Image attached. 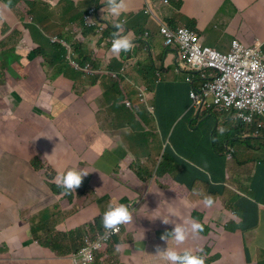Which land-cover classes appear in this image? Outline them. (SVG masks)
<instances>
[{
  "label": "crops",
  "instance_id": "0c3cea01",
  "mask_svg": "<svg viewBox=\"0 0 264 264\" xmlns=\"http://www.w3.org/2000/svg\"><path fill=\"white\" fill-rule=\"evenodd\" d=\"M19 1L0 0L6 19H13L7 24L0 11V65L6 61L3 57L7 52L16 50L19 56L16 60L10 58L9 65L17 68L18 62L33 72L19 73L13 90L8 88L6 92L18 95V104L3 108L7 146L2 148L4 151L0 148V174L8 177L12 189L25 190L34 185L49 195L56 191L60 198L47 200L40 192L28 206L15 204L6 192L0 191V264H70L55 260L75 247L76 237H65L72 230H80L75 234L83 238L106 208L118 203H133L130 209L134 217L127 228L132 244L116 258L120 264H159L153 250L164 247L167 241L162 235L170 232L174 224L187 227L194 218L199 219L201 213H195L198 207H204L206 212L202 211L205 233L197 234V238L215 243V257L219 258L215 264H264V253L256 251H264V166L258 165L248 181L226 174L222 137L229 127H234L224 118L229 113L219 112L223 117L212 113L218 121L214 134L217 151L213 153L208 140L214 118L209 110L201 108L198 117H209L198 122L189 97L191 87L202 83L205 70L189 67L175 46H164L158 32L159 24L192 28L202 44L220 51H227L232 39L245 45L257 41L264 50V0L154 1L151 11L156 21L153 14L142 12L146 0H123L124 10L119 17H113L124 24L130 20L133 27L127 36L140 38L147 33L151 43L136 44L132 51L119 54L108 50L103 41L97 42L99 36L88 37L80 32L81 12L93 4L92 0H22L32 4L31 8L11 16L8 8ZM104 2L98 0L99 4ZM34 31L39 33V42L32 37ZM51 31L85 42L83 46L89 53L102 51L101 59L95 61L99 68L92 69L96 72L72 76L65 66L53 82L58 61L42 70L39 57L29 58ZM109 65L113 67L111 72L118 73V79L100 71ZM121 66L124 70H120ZM33 73L32 81L26 79ZM140 91L145 93L147 104L155 106L157 117L139 102ZM12 100L17 103L15 96ZM174 108L178 109L170 111ZM188 112L192 122L187 128L180 125L173 129L179 118L174 114L183 116ZM16 123L17 128L12 131ZM232 131L229 130L233 133L230 140L244 133ZM33 134L32 142L49 150L41 152L30 145L27 138ZM244 136L248 137L247 147L259 146L264 153V136H257L255 146L249 140L250 134ZM26 147L35 148L28 152L34 158L37 153L48 156L37 174L32 171L33 165L20 158ZM168 151L177 159L173 160L176 168L169 174V184L163 182L161 189L154 179ZM236 160L246 159H233L235 171H244V164ZM132 163L150 174L148 182H140L131 173L128 166ZM46 168L52 172L53 180ZM71 168L87 172L82 178L88 181L85 189H75L68 196L72 199L69 201L57 188L55 177L58 171ZM119 172L118 184L114 176ZM197 180L203 182H199V189L206 185L203 195L211 197V205H205L207 197L202 198L198 188L192 189ZM66 202L70 206L64 205ZM11 207L15 208L13 220L8 217ZM25 209L29 210L30 219L23 218ZM239 220L241 230L235 228ZM171 241L169 237V247ZM188 243L194 248L197 240L179 244L178 251L187 248Z\"/></svg>",
  "mask_w": 264,
  "mask_h": 264
},
{
  "label": "clouds",
  "instance_id": "9594fccd",
  "mask_svg": "<svg viewBox=\"0 0 264 264\" xmlns=\"http://www.w3.org/2000/svg\"><path fill=\"white\" fill-rule=\"evenodd\" d=\"M154 1L158 2V1H163V0H153L152 2H150L149 0H146L144 9L142 10L144 14L146 15L148 13H150V15L153 14L151 11V8L155 6ZM90 2L93 4L81 12V18L79 21L80 32L86 34L88 37L99 36L97 42L103 41L105 45L108 46V50L110 48L113 54H119L121 52L126 53L128 51H132L134 46L139 43H143L146 46H148L149 43H151L150 40L148 39L149 37L147 33H144L143 35H141L140 38H134L132 36L130 37L127 36V34H130L129 30H131L133 27L130 24V20L126 24H124L123 20L117 21V19L113 17V16L119 17L121 12L124 10L125 5L123 3V0H105L104 3H100V4L98 3V0H92ZM153 16H154L153 19L156 21V17L154 14ZM129 18H131V16ZM162 27H167L168 29L172 31H176L178 29H188L196 35V39L201 46H206L200 42V39L197 33L193 29L186 28V27L171 28L165 24H159L158 32H159V35L163 39L164 46H175L177 48L176 52L178 56L182 55L179 44L176 43L175 41L170 44H166L165 38L163 37L161 33ZM54 34L55 33L51 31L50 34L47 35L46 39L49 41L51 46L59 45V46L64 47L65 60L61 61L59 60V57H57L56 59H53V56H52L51 62H50L51 65L52 63H55L56 61H58V64L55 67L53 76L61 74L63 72V69L66 66V63H69L75 70H77V72H80V74H78L79 76L81 75L82 72L84 73H88V72L95 73L96 72L92 69L99 68V66L95 67V61L96 59H101L102 51H98V52L92 51L91 53H89L83 46L85 42L77 41L74 39L73 36L71 35L67 36L63 33L55 34V40H52L51 38H52V35ZM82 38H85V37L82 36ZM233 41H238V40L232 39L229 49L225 52L217 50L210 46H207V47L213 49L214 51L218 53L227 54L231 50V45ZM238 42L241 43L240 41ZM241 44L244 46H257L260 49L261 53L264 54V50L262 46L257 41H255L254 43L250 45H245L243 43ZM75 45H78L81 47L80 53H82V55L78 56L77 54H75L74 49H73V46ZM53 48L54 50L56 49L55 46H53ZM57 49H58V52L61 51L60 48L57 47ZM18 56L19 54L16 52V50L14 52H7L5 56L3 57V58H6V61L2 60V63L0 65V77L6 76L8 78V81L6 82V86H8V88H10L11 91L13 90L11 89V87L13 88L14 84L16 83L13 82L14 77H8L7 73L9 69H11V67L13 68L14 71H16L21 65L19 66L18 62H16L17 68H15L13 65H9V61H10V58L11 59L13 58L14 60H16ZM36 56H37L36 51L34 50L31 52V55L29 58L33 59ZM83 56L89 57V59L84 60ZM183 58L185 59V62L189 67L194 68V69L201 68L205 70L204 72L205 75H204L202 83L199 86L191 87L189 91V97L191 100L190 105L193 107L192 114L194 117L199 118L198 116H199L200 109L203 108L205 110H209L211 112L209 115L214 118V125L211 130V140L210 139L208 140V144L211 146L213 153H216L217 151L214 149L215 148L214 134H215V127L218 121H217V118L212 113H217L220 116L222 115L219 112L229 113V115L225 116L224 118L227 121H229L231 125L234 126V127L228 128L227 130L228 132L222 137V140L224 141L221 140L222 144L224 145V149H223L224 155L222 156H225L224 158L225 159L224 169H225L226 162L231 161L232 163H234L233 162V159H234L233 152H236V150L234 148L233 143L235 141H238V140L247 141L248 137L244 136L245 134H250V137L254 135L252 138L249 137V140L254 139V138L259 139L257 136H260V137L264 136V122L263 123L261 122V119H264V112L252 111L250 109H245V108L241 109V108H238L235 104L227 106L228 104H226L225 98L221 99L219 103H215L211 95L204 94L203 88L206 83L212 82L219 75L218 70L212 67L204 68V67L190 65L187 63L186 58L184 56ZM80 59H82V62H79ZM112 68L113 67L109 65L107 70L105 68H101L100 71L109 73V75L113 79H118V73L116 71L111 72L110 69ZM120 70H124V67L121 66ZM71 73H72V76H74L73 74H76L73 72ZM14 96L17 99V103H13L12 99ZM17 96L18 95H15V94L13 95L9 93L5 96L4 102L12 106H15L18 104ZM137 96H138L139 102L144 104L145 107L148 109V111L150 113H153V116L157 117L155 114V106H151L147 104L146 99H145V93L140 91V93ZM126 105H128V102H126ZM192 114L190 115V112H188L184 114L183 116H179V114L175 113L174 115H177L179 118H178L177 123L173 126V129H176L180 125H184L187 128V124L192 122V119H190L192 117ZM207 117L209 116H200V118L198 119V122L204 121ZM251 124H254L252 133H248L244 131V133L240 135L239 137L237 136L233 138L232 140H230V138L233 136V133H229V130L231 129L233 131L234 130L236 131L245 130L244 129L245 126L251 125ZM217 129H220V128L218 127ZM221 131H223V129H221ZM223 153L221 152V154ZM237 162L240 164H245L247 160H244L242 162L240 161H237ZM256 163L257 165L264 166L263 159L258 158ZM40 169H42V167H40ZM255 171L256 169H249L245 171H237L233 174L227 172L226 174L229 176H233L234 174H236L237 176H242V178L246 181V178L248 176L251 177L255 174ZM86 174L87 172L83 170H77L75 168H71L66 171L61 170V171H58L55 177V184L57 188L63 193V195H66L68 197L71 193H73L75 188L80 185L82 177ZM1 177H3L4 180L8 178L3 175H0V178ZM51 179L53 180V178ZM197 181L199 182V180ZM197 181L195 182V188L199 189L200 186H196ZM4 190L6 191V189ZM13 191H14L13 195H18V190L16 188H14ZM12 197H11V201H14L15 204L24 203L21 197H18L17 199H14V200L12 199ZM204 203L205 205H211L212 204L211 197L205 198ZM132 206H133V203H132ZM131 211L132 210L128 208V206L122 203L109 205L102 214L103 229L101 233L99 235L97 234L89 242L84 243L83 241V244L81 247L77 248L75 246L72 249V251H70L69 253H66L63 256L56 258L55 260L64 261V262L68 261L70 264H83L82 259L79 256L81 250L97 242L100 238H102L105 235L107 230L116 229V231L112 233L111 235H109V237L106 240H102L100 242V246L96 250H94L92 253V260L86 264H92L96 260L97 255L102 251L103 247L109 243H112V247H111V252L113 253L112 262L114 264H120L118 263L116 258L128 250L127 247L129 246V244H127V241H131V240H128L127 238L128 230H126L128 228L129 221L132 219L131 216L133 215V213ZM162 220L164 222H168V220H164V219ZM235 228L237 230H241L240 220L237 221V226ZM123 230L125 231V234L123 233ZM189 230L191 231L193 235H195L196 233L203 235L205 233V226L202 227L201 224L196 221H192L187 227L184 225L174 224L172 230L168 232L167 234L162 235L161 237L162 239H166L167 242L165 243H167V247L164 248L163 250L157 251L159 253L157 254L158 259L167 261V264H204V262L209 263L208 261H210V263L211 262L216 263V261L219 260V258L216 259L215 257L217 253V248H216L215 243L211 240L200 239L201 242L200 243L197 242L196 245H194V248H190L191 243H188V248H184L182 251H177L175 248L168 246L169 237L172 239L171 245L174 244L173 241L176 243H181L185 240ZM88 234L90 236H93L91 233H88ZM83 238L86 240L87 239L86 235ZM202 244H206L207 246L203 249V252L205 254L210 253L209 249H211V251L216 250V252L212 256L208 257L206 261H204V258H203L204 254H199L202 251V249L199 248ZM243 252L246 256L245 247H243ZM260 253L262 254L264 253L263 249H261ZM213 258H215L214 261H212ZM48 261H52V260H48ZM121 264H126V263H121Z\"/></svg>",
  "mask_w": 264,
  "mask_h": 264
},
{
  "label": "rangeland",
  "instance_id": "374dc122",
  "mask_svg": "<svg viewBox=\"0 0 264 264\" xmlns=\"http://www.w3.org/2000/svg\"><path fill=\"white\" fill-rule=\"evenodd\" d=\"M149 1L152 2L153 0H149ZM31 6H32V4H30V5L28 3L27 4H24V1L20 0L19 2H14L13 4H11L10 8H8V9L10 10V15L12 16V14H16L18 12H21V13L28 12V10L31 8ZM0 11L2 12V14L4 16V19L7 21V24H10V22H12L13 19H6V15L2 11V5L1 4H0ZM47 23H48V21L46 22V24ZM34 35L35 36H32V37L36 41H38V35H39V33L37 31H34ZM51 39L52 40H55V34L52 35V38ZM35 51H36L37 57L40 58V66H41V69L42 70H45V69L48 70V68H50V66H51V64L49 63V58L51 59L52 56H53V53H54L53 46H51V44L49 43V41L47 39H45L44 41L42 40L41 43L38 44V46L35 47ZM66 66L69 68V70H71V72L76 73V74H74V76L80 74V72L74 71L72 69V67L70 66V64L66 63ZM29 71H32L29 66L28 67H22V66H20L16 71H14L13 68L11 67V69H9L7 75H8V77H14L13 78V82L16 83L17 82V77L16 76H18L17 74L23 73V72H29ZM25 77H26V79L32 81V77H34V73H33V75L31 74L30 76H25ZM52 79H53V82H56L59 79V76L55 75V76L52 77ZM7 81H8V78L6 76L0 77V148H1V150H3L2 148L5 149L6 146H7L6 145V140H5V136H6V123L3 122V116L5 117L3 108L5 106L8 107L7 103L4 102L5 101L6 92L8 90V86H6V82ZM177 109L178 108L170 109V111H175ZM253 126H254V124L245 126V128H244L245 130L244 131H246L248 133H252L253 132ZM8 127H10V124H8L7 128ZM15 128H17V123L14 124L11 127V130L13 131ZM9 132H11V131H9ZM17 133L19 135H22L20 133V130H18ZM33 136H34V134L30 138H27V140L30 142V145H32V146L35 145L36 146V150H40L41 152H45V151L49 150V148H47V147L38 146V144H37L36 141L32 142ZM251 142H252V145H254V146L257 145V139H251ZM246 144L247 143H246L245 140L244 141H239L238 140V141H235L233 143L234 148L236 150V152H233L234 158H236V159L245 158L247 160V162L244 164V169L245 170L256 169V168L259 169L256 161H257L258 158L264 160V153L263 152H260L261 150L259 149V146L257 148H253V147H249V146L247 147ZM22 145L24 146V143ZM238 149L240 151H237ZM34 150H35V148H33V147H26V148H24V151L26 153L25 154H22V156H20V158L21 159H24L27 162H29L30 165H33L32 166V171L33 172H35V171L38 172V170L40 169V167H42L41 162L47 161L48 160V156H46V155H44L42 153H37V158H34V157L30 156V154H28V152L34 151ZM155 151L156 150L154 149L153 156H156ZM166 154H168V155H166ZM166 154L163 156L161 163L158 165L159 172H158L157 176L154 179L155 183L158 184L161 187V189L164 187L163 182H166L167 184H169V182L166 181V178L171 173L172 167H175V163L173 162V160H177L171 153H169V151ZM222 157L225 158V156H222ZM218 159L220 160L221 158L219 157ZM34 164H38L39 167L38 168H35L34 167ZM64 166L65 165L63 163L62 168ZM128 167H129L131 173L140 182H142V183L148 182L147 174L143 171V169L142 170L140 169V166L137 163H132ZM225 167H226L225 168V172L226 173L229 172V173L233 174V173L236 172L235 171V167H234V163H232L231 161L226 162ZM46 169H47V173H48L47 175L52 178L53 177L52 172L50 171V169H48V168H46ZM120 174L121 173L119 172L118 175L116 174L114 176V181H116L118 184H119V179H121V176H119ZM251 177L248 176L246 178V181L250 180ZM3 179L4 178L1 177L0 178V182ZM87 181H88L87 178L86 179H83L82 178L80 185L78 187H76L75 189H78V190L79 189H85L84 187H85V184L87 183ZM98 186H99V184H98ZM196 186H200L198 181L196 183ZM0 191L6 192L8 194L9 200H11V197H12V195L14 193V191H13V189L11 187L8 188V189H6V191L4 189H0ZM32 191L33 192L36 191V188H35L34 185L32 186ZM52 192H53V194L50 195L47 200H52L54 198H59V196H58V194H57L56 191H52ZM86 195L89 196L90 193L88 192V194H86ZM14 198H15V195H13L12 199L14 200ZM49 205H51V203ZM125 205L128 206V208H130L132 206V203H131V205H129V204H125ZM202 211L206 212V210H205L204 207L195 208V213H201V214H200L199 219L194 218L193 221L199 222L201 224V226L203 227L204 226L203 225L204 220H203ZM22 214L24 216L23 218H26L28 216V219H30V212H29L28 209H25L22 212ZM40 216L43 218L44 217V214L42 213V214H40ZM131 217H132V219L129 221V225L133 222V219H134L133 215ZM123 233L125 234V231L124 230H123ZM128 234L129 233H127V235ZM189 239H190V241L197 240L198 243L201 242L200 239L197 238V233L195 235H193L191 233V231L189 230L188 231V234H187V236L185 238V240L183 242H181V243H176V242L173 241L174 244L172 245V247L175 248L178 251L180 249L179 244H183V243L187 242ZM131 243H132L131 241H127V244L131 245ZM111 247H112V243L106 244L103 247L102 251L97 255L96 260L92 264H114L112 262V255H113V253L111 252ZM166 247H167V243L164 244V247H160L159 246V248H157L156 250H153V251L156 252L157 254H159L157 251L158 250H163ZM205 247H207L206 244H202L199 247V248L202 249V251L199 254H204L203 255L204 261H206L208 257L212 256L216 252V250L211 251V249H209L210 250V253L205 254L203 252V249ZM187 248H188V244H187ZM256 251H258V253H260L261 252V249H256ZM214 260H215V258H213L212 261H214ZM208 262L209 263H205L204 262V264H215V262H211V263H210V261H208ZM159 264H167V261L160 260L159 261Z\"/></svg>",
  "mask_w": 264,
  "mask_h": 264
},
{
  "label": "built area",
  "instance_id": "2783aa9c",
  "mask_svg": "<svg viewBox=\"0 0 264 264\" xmlns=\"http://www.w3.org/2000/svg\"><path fill=\"white\" fill-rule=\"evenodd\" d=\"M161 33L166 44L174 41L179 44L188 64L218 70L219 75L203 88L204 94L211 95L215 103L225 98L227 106L235 104L241 109L264 112V54L257 46H244L233 41L230 52L221 54L201 46L196 35L188 29L172 31L162 27ZM115 231L107 230L97 242L83 248L79 254L82 263H89L100 242Z\"/></svg>",
  "mask_w": 264,
  "mask_h": 264
},
{
  "label": "trees",
  "instance_id": "16d2710c",
  "mask_svg": "<svg viewBox=\"0 0 264 264\" xmlns=\"http://www.w3.org/2000/svg\"><path fill=\"white\" fill-rule=\"evenodd\" d=\"M190 29H192V28H190ZM53 46H55L56 47V50H57V52L55 53H53V59H56L57 57H59V60H61V61H64L65 60V49H64V47H62V46H59V45H53ZM57 47L58 48H60L61 49V51L60 52H58V49H57ZM73 49H74V52H75V54H77L78 56H80V55H82V53H80V51H81V47L80 46H78V45H75V46H73ZM83 59L84 60H86V59H89V57H86V56H83ZM51 62V59L49 58V63ZM79 62H82V59H80L79 60ZM74 75V74H73ZM166 155H168V154H166ZM34 167L35 168H38L39 166H38V164H34ZM160 167V166H159ZM176 167H172V170H171V172L173 171V169H175ZM157 171H159V169L157 170ZM35 174H37V171H35ZM1 175V174H0ZM6 176V175H5ZM147 177H148V179H149V177H150V174H147ZM170 175L169 176H167V178H166V181H170ZM200 183H203L202 181H199ZM12 186V183L11 182H9L8 180H5L4 181V179L0 182V189H8V188H10ZM202 189H198V194L202 197V198H205V197H207L208 196V194H205V195H203V192H204V190L206 189V185H204V184H202V187H201ZM193 189H195V183H194V186H193ZM18 190V195H15V198L14 199H17L18 197H21L22 199H23V201H24V205H28V206H31L35 201H36V197L39 195V193L40 192H42V193H44L45 194V198L46 199H48V197L50 196L49 195V193H48V191H46V190H41L40 192L38 191V190H36L35 192H33L32 191V187H29L28 189H25V190H20V189H17ZM69 196H71V195H69ZM67 200H69V201H71L72 199H69L68 197L66 198ZM64 205H69L70 206V204L69 203H65ZM8 217H9V219L10 220H13V219H15V208L14 207H11V208H9L8 209ZM102 229H103V225H102V217H100L99 219H96L95 220V222H94V224H92L91 226H90V233L93 235V236H90L86 231H85V234L84 235H86V237H87V239L85 240L84 238H82V236H80V235H76L75 233H81V231L80 230H75V231H71V234H63V236H66L65 238H67V237H71V236H75L76 237V240H75V242H74V244H75V246L77 247V248H79V247H81L82 246V244H83V241H84V243L85 242H89V241H91L92 239H93V237H95L97 234L99 235L100 233H101V231H102ZM69 232V231H68Z\"/></svg>",
  "mask_w": 264,
  "mask_h": 264
}]
</instances>
